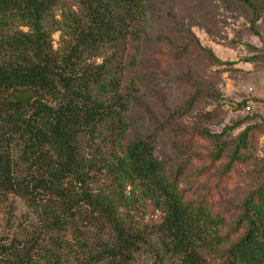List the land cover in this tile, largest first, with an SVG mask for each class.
<instances>
[{"label": "trees", "instance_id": "obj_1", "mask_svg": "<svg viewBox=\"0 0 264 264\" xmlns=\"http://www.w3.org/2000/svg\"><path fill=\"white\" fill-rule=\"evenodd\" d=\"M71 1L55 50L66 0H0V207L15 195L37 222L13 224L11 214L0 264H264V169L243 201L221 207L239 178L223 181L254 160L264 120L231 142L235 127L201 133L217 143L201 175L224 169L186 196L185 166L173 175L161 157L165 130L147 132L134 115L154 82L139 60L158 0ZM237 1L254 30L263 4ZM149 207L157 221L144 229L138 214Z\"/></svg>", "mask_w": 264, "mask_h": 264}, {"label": "rangeland", "instance_id": "obj_2", "mask_svg": "<svg viewBox=\"0 0 264 264\" xmlns=\"http://www.w3.org/2000/svg\"><path fill=\"white\" fill-rule=\"evenodd\" d=\"M252 1L264 6V0ZM66 2V10L57 11L61 27L52 34L55 50L65 38L62 15L76 12L72 1ZM153 11L141 43L139 66L154 82L140 97L134 115L145 117L147 132L165 130L162 159L173 175L185 166L181 189L188 197L201 196L224 169L218 165L209 178L203 177L217 143L201 133L218 135L235 127L226 136L231 142L248 126L264 120V14L252 30L251 13L237 0H206L197 5L158 0ZM20 30L26 28L20 26ZM193 41L212 52L217 61L192 48ZM196 96L197 105L191 102ZM188 140H192L191 149ZM257 144L254 160L240 168V176L237 173L223 181L226 185L239 178L222 210L243 201L256 186L255 172L264 169V134L257 137ZM11 214L13 224L37 223L25 203L10 195L0 207V237L15 232L8 224ZM157 216L150 207L143 209L138 214L142 228L150 229Z\"/></svg>", "mask_w": 264, "mask_h": 264}]
</instances>
